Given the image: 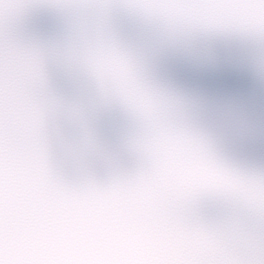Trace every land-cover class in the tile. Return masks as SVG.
I'll list each match as a JSON object with an SVG mask.
<instances>
[{
    "label": "snow or ice",
    "instance_id": "6c2138e0",
    "mask_svg": "<svg viewBox=\"0 0 264 264\" xmlns=\"http://www.w3.org/2000/svg\"><path fill=\"white\" fill-rule=\"evenodd\" d=\"M177 63L251 72L264 91V0H0V148L26 94L65 192L156 194L162 215L206 237L222 219L252 230L239 257L96 264H264V105L237 116L178 81Z\"/></svg>",
    "mask_w": 264,
    "mask_h": 264
},
{
    "label": "clouds",
    "instance_id": "9594fccd",
    "mask_svg": "<svg viewBox=\"0 0 264 264\" xmlns=\"http://www.w3.org/2000/svg\"><path fill=\"white\" fill-rule=\"evenodd\" d=\"M41 126L26 94L4 115L0 148V241L17 264H96L99 261L183 256H242L250 226L222 219L210 237L161 214L156 194L98 196L61 189L41 162Z\"/></svg>",
    "mask_w": 264,
    "mask_h": 264
},
{
    "label": "water",
    "instance_id": "95a60500",
    "mask_svg": "<svg viewBox=\"0 0 264 264\" xmlns=\"http://www.w3.org/2000/svg\"><path fill=\"white\" fill-rule=\"evenodd\" d=\"M171 74L223 106L237 116L244 115L254 122L264 105V91L251 72H240L225 66L216 70L197 69L187 64L171 66Z\"/></svg>",
    "mask_w": 264,
    "mask_h": 264
}]
</instances>
